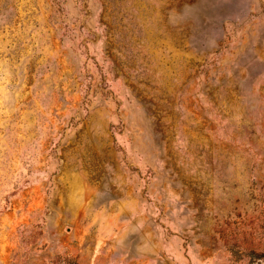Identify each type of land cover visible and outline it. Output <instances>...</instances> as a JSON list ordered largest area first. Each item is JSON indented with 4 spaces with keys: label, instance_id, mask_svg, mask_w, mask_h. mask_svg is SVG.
<instances>
[{
    "label": "rangeland",
    "instance_id": "obj_1",
    "mask_svg": "<svg viewBox=\"0 0 264 264\" xmlns=\"http://www.w3.org/2000/svg\"><path fill=\"white\" fill-rule=\"evenodd\" d=\"M0 264H264V0H0Z\"/></svg>",
    "mask_w": 264,
    "mask_h": 264
}]
</instances>
